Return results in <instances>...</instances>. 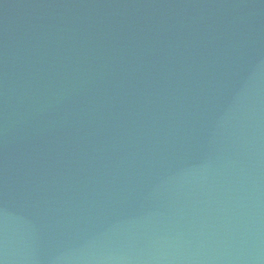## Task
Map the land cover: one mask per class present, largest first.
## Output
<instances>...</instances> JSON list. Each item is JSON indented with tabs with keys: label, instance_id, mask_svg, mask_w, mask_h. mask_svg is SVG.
Here are the masks:
<instances>
[{
	"label": "water",
	"instance_id": "obj_1",
	"mask_svg": "<svg viewBox=\"0 0 264 264\" xmlns=\"http://www.w3.org/2000/svg\"><path fill=\"white\" fill-rule=\"evenodd\" d=\"M2 264H264V0H0Z\"/></svg>",
	"mask_w": 264,
	"mask_h": 264
},
{
	"label": "snow or ice",
	"instance_id": "obj_2",
	"mask_svg": "<svg viewBox=\"0 0 264 264\" xmlns=\"http://www.w3.org/2000/svg\"><path fill=\"white\" fill-rule=\"evenodd\" d=\"M0 264H2V262H0Z\"/></svg>",
	"mask_w": 264,
	"mask_h": 264
}]
</instances>
